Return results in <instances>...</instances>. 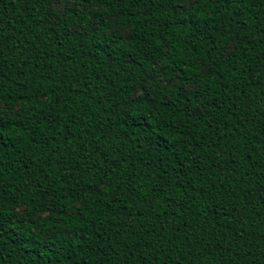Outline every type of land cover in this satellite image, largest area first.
<instances>
[{
  "label": "trees",
  "instance_id": "trees-1",
  "mask_svg": "<svg viewBox=\"0 0 264 264\" xmlns=\"http://www.w3.org/2000/svg\"><path fill=\"white\" fill-rule=\"evenodd\" d=\"M57 2L0 0V264H264V0Z\"/></svg>",
  "mask_w": 264,
  "mask_h": 264
},
{
  "label": "snow or ice",
  "instance_id": "snow-or-ice-1",
  "mask_svg": "<svg viewBox=\"0 0 264 264\" xmlns=\"http://www.w3.org/2000/svg\"><path fill=\"white\" fill-rule=\"evenodd\" d=\"M57 6H58V7H63L62 0H58V2H57ZM73 31H74L76 34H79V31H80L79 26L74 25V26H73ZM228 54H230V52H229ZM190 94H191V92H190Z\"/></svg>",
  "mask_w": 264,
  "mask_h": 264
}]
</instances>
